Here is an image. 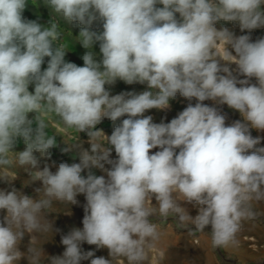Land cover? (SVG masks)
I'll return each mask as SVG.
<instances>
[{"label":"clouds","instance_id":"obj_1","mask_svg":"<svg viewBox=\"0 0 264 264\" xmlns=\"http://www.w3.org/2000/svg\"><path fill=\"white\" fill-rule=\"evenodd\" d=\"M48 5L70 24L83 26L77 36L88 50L83 66L65 60L63 44L54 46L61 36L57 23L25 19L27 0H0V167L11 164L8 153L22 139L26 147L16 160L30 179L25 187L41 184L33 197L0 176L9 185L0 189V264L22 259L37 264L46 253L36 247V234L60 231L48 210L54 202L76 205L78 195L86 200L83 227L61 235L65 250L47 255L48 264H114L118 258L143 264L146 248L159 235L149 219L153 215L174 217L189 232L210 227L213 248L235 244L242 221L257 215L253 202L264 201V147L251 134L264 132V38L253 42L215 25L223 20L238 23L241 32L264 28V0H48ZM96 21L102 22L100 33L90 30ZM221 41L222 56L216 51ZM97 42L99 62L91 50ZM117 80L146 83L151 90L111 95L105 85ZM177 93L197 103L168 123L144 116L169 108ZM205 100L226 104L243 119L227 125ZM42 111L87 134L89 149L83 142L61 149L79 147L78 163H60L55 172L47 163L40 167L34 153L43 156L58 146L46 132ZM125 116L107 136L108 146L97 142L102 130L96 126L103 119ZM153 198L158 207L148 206ZM25 235L30 239L21 251ZM84 243L106 248L111 259L85 251Z\"/></svg>","mask_w":264,"mask_h":264},{"label":"rangeland","instance_id":"obj_2","mask_svg":"<svg viewBox=\"0 0 264 264\" xmlns=\"http://www.w3.org/2000/svg\"><path fill=\"white\" fill-rule=\"evenodd\" d=\"M28 6L23 12V17L27 20L37 21L41 25L48 26V22L51 20L59 25V31L61 33L60 39L55 42L54 46L63 44L68 51L65 55V60L73 62L78 66H83L84 61L82 59L87 49L83 48L78 41V35L83 27L78 22L70 24L67 22L61 14L56 13L49 5L48 0H27ZM162 7V5H157ZM264 8V6H262ZM179 19V15L177 14ZM217 29L227 28L235 36L249 35L254 42L259 38H264V28H258L255 30H245L241 32L238 23L229 21H219L216 25ZM92 31L100 33L103 31L102 22L96 21L91 26ZM225 43L221 41L217 45L216 51L222 56L225 50ZM95 56L94 58L99 62L102 60L100 54L99 42L95 43L91 49ZM234 54V53H233ZM47 60L42 65L43 68L47 67ZM221 63H224L223 61ZM230 67L235 70L236 65L232 64ZM235 74V71H234ZM241 79L243 77H240ZM256 83V81H255ZM106 89L111 95H117L120 93H142L148 89L147 84H126L121 80H117L113 85H105ZM30 91H33V87L30 86ZM158 91V90H152ZM191 103L193 106L197 103V100L193 98L188 100L177 93L176 97L169 100V108L164 110L151 109L144 113V116H151L154 123H168L175 118L180 112H182ZM205 105L216 107L222 114V111L227 114H222L226 117V124L230 125L236 120H242L240 113L236 110L229 108L226 104L220 105L212 100H205L202 102ZM32 114H30L31 117ZM41 117L47 124L46 132L49 136H55L57 147L52 148L47 154L41 155L39 152L34 154L40 159V167L43 168L47 163L52 172H55L60 163H78L80 160L81 149L79 147H73L71 151L65 153L61 149L68 147L69 145L83 142L82 147L89 149L88 136L85 132L79 133L75 128L67 127L63 122L52 112L42 111ZM125 117H121L116 122L105 118L96 127L98 130H102L100 136L97 138V142L108 146L107 136H110L114 128L118 126ZM251 134L256 137H261V143L258 147H264V132H259L255 129H251ZM26 145L22 139H18L13 151L19 152L25 149ZM159 149H153L152 152ZM178 151V150H177ZM16 152H9L8 158L11 161L9 166L0 167V176H7L9 180L13 181V186L17 189H21L25 194L35 197L34 188L40 187L39 181L32 185L25 187L30 183V179L21 168L16 160ZM112 159H116V154L113 149ZM106 167H109L106 165ZM91 171L97 175H105V173L97 168H92ZM87 175V170L82 173ZM9 185L0 181V189L8 188ZM39 198V197H37ZM78 204L69 205L54 202L52 208L47 212L49 219L54 221V229H59V232L49 231L47 233H39L37 235L36 247L43 246L46 255H42L37 264H48V256L62 255L64 252V246L61 244V235L67 234L73 228L83 227L82 220L84 216V205L86 203L84 195L77 196ZM149 207H158L154 198L148 201ZM191 215L195 216L197 210L191 205H186ZM254 211L257 213L255 218L242 221V226L237 234L235 244L228 246L227 248H213L211 243V229L205 228L201 231L189 232L187 229L178 226V220L174 217H168L167 219L160 217L159 215L151 216L150 222L157 226L159 233L158 238L150 242V246L146 248V260L143 264H202L204 261V254L210 252L214 263L213 264H264V201L253 202ZM191 228L192 226L189 225ZM30 237L25 235L21 244V251H26L28 247ZM82 248L85 251L93 250L96 256H103L111 259L108 255L106 248L97 250L94 245H88L84 243ZM201 262V263H200ZM18 264H28L27 259H22ZM82 264H90V261H83ZM114 264H127L124 258H118L114 261Z\"/></svg>","mask_w":264,"mask_h":264},{"label":"bare ground","instance_id":"obj_3","mask_svg":"<svg viewBox=\"0 0 264 264\" xmlns=\"http://www.w3.org/2000/svg\"><path fill=\"white\" fill-rule=\"evenodd\" d=\"M251 83H255V78H253L252 80H251ZM224 111V110H223ZM222 111V114H227V113H225V112H223ZM227 121V120H226ZM204 261H202V264H213L214 263V260H213V257H212V255H211V253L210 252H206L205 254H204V259H203ZM201 263V262H200ZM197 264H199V262L197 263Z\"/></svg>","mask_w":264,"mask_h":264}]
</instances>
